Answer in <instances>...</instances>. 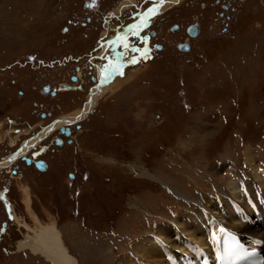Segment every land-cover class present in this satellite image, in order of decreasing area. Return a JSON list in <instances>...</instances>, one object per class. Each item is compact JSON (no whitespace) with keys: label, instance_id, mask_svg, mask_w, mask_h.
I'll return each mask as SVG.
<instances>
[{"label":"rangeland","instance_id":"1","mask_svg":"<svg viewBox=\"0 0 264 264\" xmlns=\"http://www.w3.org/2000/svg\"><path fill=\"white\" fill-rule=\"evenodd\" d=\"M69 1L59 18L64 0H0V66L11 65L0 72V124L7 115L23 124L37 121L38 111L31 118L27 114L33 110V99L42 104L37 110L57 104L52 116L78 109L77 94L72 104L68 96L51 102L38 92L45 81L43 63L91 45H82L77 35L59 44L65 18L80 12V0ZM235 1L244 2L227 35L218 34L220 24L213 18L217 8L159 13L165 11L154 26L158 40L166 41L164 54L135 74L130 71L126 82H117L99 98L97 116L82 122L73 144L45 156L49 173L37 175L29 168L26 183L12 180L10 197L21 225L11 222L6 229L0 264H51L27 248L16 250L19 241L41 224L53 226L78 264L146 263L149 257L141 253L146 239L179 236L185 248L179 257L152 262L169 264L174 259L175 264H186V259H195L196 249L208 246L210 235H216L209 227L235 231L230 223L236 221L253 228L243 220V209L248 208L252 218L251 209L258 204L249 192L264 194V169L258 180L250 168L258 161L264 168V0ZM54 12L56 18H50ZM198 13L204 18L196 20ZM192 20L204 22V32L191 39V51L176 55L173 42L183 40L184 34L172 36L166 27ZM91 24H86L87 33ZM75 29L70 26L68 32ZM30 53L36 54L39 68L24 65ZM57 70L51 69L49 78L66 81L71 70ZM10 79L15 83L8 87ZM23 89L31 92L25 102V94L17 99L16 90L24 93ZM230 180H238L241 189L236 190L237 199L229 195L228 200L251 198L247 208L243 201L236 208V202H229L226 211L225 202L215 205L219 190L228 191ZM201 193L214 201L202 205L208 204L207 212L214 214L206 227L197 215L207 212L194 203ZM194 228L201 230L200 237L192 234ZM169 229L176 231L170 234ZM192 238L201 239V246Z\"/></svg>","mask_w":264,"mask_h":264},{"label":"flooded vegetation","instance_id":"2","mask_svg":"<svg viewBox=\"0 0 264 264\" xmlns=\"http://www.w3.org/2000/svg\"><path fill=\"white\" fill-rule=\"evenodd\" d=\"M64 1V6L60 7L59 18L64 16L62 13H65L70 2L69 0ZM179 1L80 0V12L77 11L71 14L69 18H65V24L59 28V32L62 34V38H59L62 41L59 44H64L68 42L71 36L77 35L84 37L78 38L83 42L82 45H86L87 42H90L91 45L79 52H66L58 57L50 58L49 63H43L42 67L45 68H43L42 76L45 81L41 83L38 92L44 97H48L51 102L54 99L60 100L62 95L68 96L67 98L71 99L72 104L76 100L72 98V95L77 94L79 102L75 109H78L68 110L70 112L67 113L68 111H66L64 114H61L63 113L61 111L59 115L52 116L55 114L54 107H58L57 104L51 103L45 107L46 110H37L42 104L38 106L33 99L30 101L33 110L28 109L27 114L31 118V115L38 111V120H31L38 125L37 129L32 125L30 119H27L23 124L20 123L19 118L12 115L5 116L4 122L0 124V242L11 222L21 225L10 197L12 180L17 181L18 185L22 181L26 183L27 179L30 180L25 174L29 168L37 175L49 173L50 163L47 162L45 156L56 152L57 148L62 149L65 145L71 146L73 144L76 131L80 130L82 122L97 116L96 103L99 98L107 90L115 88L117 82H126L132 75L130 71L133 72L137 68L139 70L144 69L145 66L155 63L154 60L161 57L167 50V44L162 42L165 40H158V31L154 26L155 22L162 18L160 15L165 12L159 14L162 10H166V12L174 9L182 11L194 9L195 6L200 10L211 7L217 8L219 10H215L213 18L216 23L220 24L218 34L227 35L231 31V23L235 19L237 20L238 14L241 13L242 9L240 8L244 2L239 3L235 0H212L211 2L209 0H207L208 2L184 0L179 3ZM154 6L158 7L154 8ZM153 8L154 11L149 12V9ZM55 12L50 15V18H56ZM234 14H237L235 19ZM202 17L204 18L202 13L196 14V20ZM196 20L185 22V25L181 22H172L167 27L165 26L172 36L180 31L184 34L183 40L173 42L176 55L191 51L194 47L191 39H197L198 35L204 32L202 26L204 22L201 24L199 21L197 23ZM88 23H93L90 27V33H87L86 24ZM70 26L77 29L68 32ZM183 27L184 31H182ZM30 54L32 60H26L24 65L27 64L28 67L36 65L39 68L42 64L39 61L34 62L36 54ZM12 65L14 66L15 63ZM72 65L74 66L72 67ZM10 66H0V72L9 69ZM53 68L55 71L69 68L71 71L67 74V80L55 82L50 79V70ZM135 73L133 72V74ZM14 83V80L10 79V83L7 85L11 87ZM23 90L24 93L16 90L17 95H20L17 99H23V94H25L23 101L25 102L28 93L31 92ZM55 120L56 122L52 123ZM4 128L5 131H2ZM35 129L38 130L37 133ZM38 167L42 168L39 169ZM17 247L16 250L19 251ZM0 248L1 250L5 249L2 246Z\"/></svg>","mask_w":264,"mask_h":264},{"label":"bare ground","instance_id":"3","mask_svg":"<svg viewBox=\"0 0 264 264\" xmlns=\"http://www.w3.org/2000/svg\"><path fill=\"white\" fill-rule=\"evenodd\" d=\"M169 1V0H168ZM159 9V8H158ZM68 119V118H67ZM64 121V120H63ZM66 122V121H65ZM57 125V124H56ZM55 125V126H56ZM59 125V123H58ZM252 171H255L256 173H251L252 177L261 180L262 177L260 176V170H263L264 168H260L259 166L252 165L251 167ZM231 182L228 183V191L226 189H220L219 194L221 195V198L219 200L217 199L215 202V205L218 206L219 204H223L225 202V205L222 207L224 211H226L228 203L231 202L229 199V195L233 196L235 199L239 197V193L237 192L238 190L241 189V184L239 183L238 180H230ZM251 184V181H248ZM237 190V191H236ZM175 191V190H174ZM258 193L263 194V192L258 191ZM181 195V193H178ZM202 194V193H201ZM216 199V198H215ZM251 198H248L247 201L250 202ZM212 202V199L206 195L202 194L199 196L198 199L194 200V203L203 209L205 212H207V205L202 206L205 202ZM243 201V200H242ZM241 201V202H242ZM247 201H243L244 207L247 208ZM240 200H236V203L238 204ZM264 203V202H263ZM235 204V208L238 207V205ZM248 209V208H247ZM247 209H243V211H247ZM231 213V212H230ZM200 214H203V211H200ZM224 215H226V212H224ZM199 220H202V226L206 227V220H213L214 214H210L209 212L206 213V215H197ZM187 215H183L181 218V223L180 225H183L185 223V218ZM226 218V217H225ZM234 223L235 225L232 226V228L237 231L238 233H243L246 235H260L262 234V231L258 228L253 226L249 227L244 225V224H236V221L231 222L230 224ZM191 225V224H190ZM223 225V224H221ZM186 226H184L185 228ZM218 227V226H217ZM209 229L212 231L214 229V233H218V231L221 229L219 228H210ZM175 229H169V233L173 234ZM201 230L199 228H194L192 234L200 237V234L197 232H200ZM179 232V231H177ZM32 235L27 234V237L24 240L19 241L18 243V249L19 250H24L27 248V250L30 251L33 255L40 256L43 258L45 261L51 263V264H78L77 259L69 252L67 246L63 243L62 239L55 233L53 226L48 225V224H41L40 229L38 230H33L32 229ZM178 236V235H177ZM210 240L212 241L213 238L215 237L210 235ZM177 240L173 239L172 237L170 239H164L157 241L156 239H146L143 242V245L141 247V253H144L147 257H149V260H146V263H141V264H155L152 262V259H156L159 257L160 259L164 260L167 259V257H179L180 254H182L185 251L184 246H182V238L179 236L176 237ZM193 241H198V245L201 246V239H194L192 238ZM196 244V242H195ZM195 255V254H194ZM169 264H175L174 259H170L168 261ZM166 264V263H163Z\"/></svg>","mask_w":264,"mask_h":264},{"label":"snow or ice","instance_id":"4","mask_svg":"<svg viewBox=\"0 0 264 264\" xmlns=\"http://www.w3.org/2000/svg\"><path fill=\"white\" fill-rule=\"evenodd\" d=\"M155 7H158V6H154V8H155ZM154 8H153V9H149V12H152V11H154Z\"/></svg>","mask_w":264,"mask_h":264},{"label":"water","instance_id":"5","mask_svg":"<svg viewBox=\"0 0 264 264\" xmlns=\"http://www.w3.org/2000/svg\"><path fill=\"white\" fill-rule=\"evenodd\" d=\"M26 162H28V160H26ZM39 169H41L42 167H38ZM71 176V174H69V177Z\"/></svg>","mask_w":264,"mask_h":264}]
</instances>
